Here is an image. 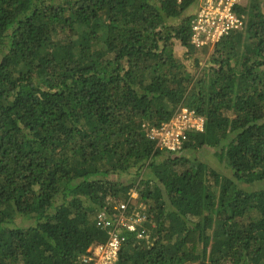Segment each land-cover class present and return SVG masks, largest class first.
<instances>
[{"label":"trees","instance_id":"obj_1","mask_svg":"<svg viewBox=\"0 0 264 264\" xmlns=\"http://www.w3.org/2000/svg\"><path fill=\"white\" fill-rule=\"evenodd\" d=\"M198 1L0 0V264H88L139 178L150 220L119 264H264V0L194 75L175 47L199 66ZM180 106L205 129L161 150L146 126Z\"/></svg>","mask_w":264,"mask_h":264},{"label":"built area","instance_id":"obj_2","mask_svg":"<svg viewBox=\"0 0 264 264\" xmlns=\"http://www.w3.org/2000/svg\"><path fill=\"white\" fill-rule=\"evenodd\" d=\"M242 2V0H200L198 11L191 24V43L197 48L213 46L232 30L243 29L245 20L236 12V8L243 5ZM205 123V117L196 110L180 106L169 121L157 126L147 125L146 132L157 148L176 152L183 147L188 133L204 131ZM134 192L136 191L130 193V197ZM132 200L129 198L128 201L116 205L114 209L105 206L104 209L109 214L111 210L113 213L116 211L112 215H108L105 211L98 214L96 225L107 231L108 238L105 242L92 244L87 254L82 257L83 262L119 264V255L126 241L124 232L136 233L138 238L146 236L144 227L150 220L149 211L145 210L147 207L139 206V203L132 204ZM132 205L134 209L129 211Z\"/></svg>","mask_w":264,"mask_h":264},{"label":"rangeland","instance_id":"obj_3","mask_svg":"<svg viewBox=\"0 0 264 264\" xmlns=\"http://www.w3.org/2000/svg\"><path fill=\"white\" fill-rule=\"evenodd\" d=\"M243 2V5H246L249 0H242ZM200 3V0L198 1L197 5L194 4L192 6V8H190L188 11L190 14H192L195 9L198 7ZM214 45L213 46H208V47H205V51L203 50V48H199V52L200 54H198L199 56V66H197V64H195L193 62V58L192 59H185V53H186V49L184 47H182L181 45H176L175 47V51H176V54L178 55L179 58L181 59H184V61L186 62L188 68H189V71L194 74V75H198L200 74L201 70H202V67L205 66L208 62V58L210 57V54H211V51L213 49ZM217 151L218 149L217 148H213V147H204V148H199L197 149L196 151H191L190 155L193 157V158H198L199 160H202V161H205L209 166L212 167V169L216 170L217 172L221 173L222 175L223 174H226L228 173V169L226 168V166L224 164H222L217 156ZM148 173H150V170L146 171L144 177H147L148 178ZM150 176V175H149ZM135 176L133 175H129L126 177V180H134ZM143 178V177H142ZM142 181L140 180V178L138 180H136L135 182V187L134 189H132L131 193L133 191H136V186H138ZM223 182V178L221 177L219 181H215L214 180V177L211 179V184L213 185L212 189L215 190L217 188V186H219L221 183ZM259 186V185H257ZM256 185H252V188H255L257 187ZM138 193L137 192H134L133 195H131L130 198H132V204H137L139 203V206H142L143 203H140L138 202ZM143 207H147V206H143ZM139 209V207H138Z\"/></svg>","mask_w":264,"mask_h":264}]
</instances>
